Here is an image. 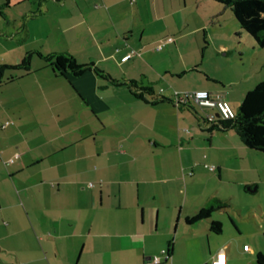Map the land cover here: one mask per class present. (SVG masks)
Segmentation results:
<instances>
[{"label": "crops", "instance_id": "obj_1", "mask_svg": "<svg viewBox=\"0 0 264 264\" xmlns=\"http://www.w3.org/2000/svg\"><path fill=\"white\" fill-rule=\"evenodd\" d=\"M208 1L0 0V66L30 56L27 71L0 75V264H210L221 249L229 264L231 237L212 243L227 228L225 207L185 219L212 198L256 192L257 156L234 129L210 128L214 109L173 99L203 89L238 107L264 62L251 69L243 50L221 41L204 58L215 24ZM160 22L175 44L159 51L149 27ZM189 35L203 42L201 60L174 69ZM40 40L54 46L46 55L69 53L118 83L92 67L78 76L33 67ZM195 70V83L178 84Z\"/></svg>", "mask_w": 264, "mask_h": 264}, {"label": "rangeland", "instance_id": "obj_2", "mask_svg": "<svg viewBox=\"0 0 264 264\" xmlns=\"http://www.w3.org/2000/svg\"><path fill=\"white\" fill-rule=\"evenodd\" d=\"M208 2V7L213 8L212 15L215 16L212 19L215 24L207 35V43H209V45L208 49L205 51L204 58H209L210 54L214 52L213 43L215 44L217 41H221L224 45H230L232 47L235 46L238 48V50H243L245 52L244 61L246 62L247 66H249V68L256 69L257 66L260 68V62H264V48L258 47L255 43L254 44L257 47L254 49L249 47L250 41H253L242 29H240L231 11L229 9L223 8V5L221 4L214 3L210 0ZM199 8H201V5ZM31 26L36 27V24L31 23ZM43 26L45 27V23ZM154 29L160 33L157 34L156 41L150 44V47L155 49V46L161 40L166 39L167 37H171V44H175L173 43L175 36L172 32L167 31L161 22L156 23L155 25L151 24L149 30ZM210 41H212L211 44ZM35 42L36 40L34 39L33 43ZM40 43H42L40 44V56L46 55L47 52L45 47H54L51 46L52 42L48 43L40 40ZM168 44L169 42L166 43L161 48V50L165 49ZM202 46L203 42L200 39L194 38L192 35L186 36L183 42L182 51L179 52V54L177 53L175 57L171 59L172 62H177L176 64L173 63L174 69H179L183 62L186 64H191L193 61L199 60V58L201 60L200 55ZM235 56L236 60L239 59L237 52L235 53ZM206 61H204L206 63H204L202 66L206 71H210V73L219 72L218 64L216 66L213 61ZM32 62L33 67L45 66V72L51 74V67L48 66V63L45 62L42 57L39 58L34 56ZM200 74L203 73H200L196 70L187 72L181 79H178L177 82L180 85H189V83H195V78H201ZM260 74L264 79V66L261 67ZM194 107L197 111H208V109H206L207 107L201 108L197 104H194ZM232 108L236 110L237 104H233ZM252 152L253 154H256L257 158L254 157L252 160L253 163L251 164L252 170H250V175L257 181L255 184L257 190L254 193H246L243 191L244 193L239 194H226L227 200L223 201L225 204V213H222V216L224 214L228 221L227 228L223 234L214 235L215 241L212 242L213 246L219 247L226 239L231 237V244L227 249V258L229 259V264H255L256 254L252 255L248 251L244 252L242 250L243 245L251 247L257 252L260 250L261 253L264 254V154L254 150H252ZM222 197L225 199L224 196ZM232 217L234 218L233 223L229 220H232ZM203 242L205 244V240H203Z\"/></svg>", "mask_w": 264, "mask_h": 264}, {"label": "trees", "instance_id": "obj_3", "mask_svg": "<svg viewBox=\"0 0 264 264\" xmlns=\"http://www.w3.org/2000/svg\"><path fill=\"white\" fill-rule=\"evenodd\" d=\"M210 1L221 4L223 8L229 9L240 29L258 47L264 48V0ZM40 57L48 63V66L52 70L60 75L69 74L78 76L92 67V64L77 63L74 57L66 52L50 53ZM29 58V55L25 56L19 65L0 66V75L2 70L8 68H21L27 71L29 69ZM92 69L98 76L105 77L113 83H118L100 69L96 67H92ZM119 84L129 87L131 85L125 83ZM188 101L179 104H186ZM201 121L204 122V119H201ZM210 128L218 130L232 128L244 146L264 154V79L256 83L245 93L239 106L234 111L233 118L221 119L218 117L216 120L210 122ZM224 207L225 204L222 201L212 198L195 215L186 218L185 223L192 225L201 220L209 219L212 212L221 210ZM210 224L215 233H220L222 224L219 220H210ZM255 264H264V254L257 253L255 255Z\"/></svg>", "mask_w": 264, "mask_h": 264}, {"label": "built area", "instance_id": "obj_4", "mask_svg": "<svg viewBox=\"0 0 264 264\" xmlns=\"http://www.w3.org/2000/svg\"><path fill=\"white\" fill-rule=\"evenodd\" d=\"M131 3L132 0H129ZM172 40L171 37H167L166 39L161 40L156 46L155 49L159 50L161 49L166 43L170 42ZM133 54V50L130 51L129 55ZM174 102L176 104L184 103L188 100L194 101L198 106L200 107H209L211 109H214L217 116L221 119H229L233 118L234 111L231 108L228 101L221 98H214L212 97L207 90L199 89V90H193V91H183V92H176L174 94ZM207 121H213L215 119L213 114H208L205 118ZM7 123V122H6ZM10 161H12L10 159ZM209 170H213V165L207 166ZM93 183L89 182L88 186H92ZM244 250H248V247L246 245L243 246ZM160 256H153L150 261L154 264H157L161 261ZM226 257L224 251L221 249L219 250L210 260V264H225Z\"/></svg>", "mask_w": 264, "mask_h": 264}, {"label": "water", "instance_id": "obj_5", "mask_svg": "<svg viewBox=\"0 0 264 264\" xmlns=\"http://www.w3.org/2000/svg\"><path fill=\"white\" fill-rule=\"evenodd\" d=\"M218 114L216 113V116H217ZM252 190H254V188H252Z\"/></svg>", "mask_w": 264, "mask_h": 264}]
</instances>
